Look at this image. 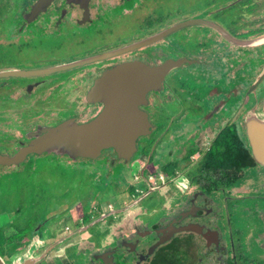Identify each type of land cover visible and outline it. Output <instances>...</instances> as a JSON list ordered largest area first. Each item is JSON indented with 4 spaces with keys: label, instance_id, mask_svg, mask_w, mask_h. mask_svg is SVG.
<instances>
[{
    "label": "flooded vegetation",
    "instance_id": "obj_1",
    "mask_svg": "<svg viewBox=\"0 0 264 264\" xmlns=\"http://www.w3.org/2000/svg\"><path fill=\"white\" fill-rule=\"evenodd\" d=\"M8 1L0 2V33L5 32L0 43L27 40L36 31L55 53L73 49L70 57L65 53L66 58L40 64L6 61L0 71L42 69L97 55L201 19L89 64L44 75L0 76V102L6 104L0 108V152L16 155L28 150L43 128L71 119L90 122L104 112L107 104L90 94L108 70L178 62L137 102L147 124L130 146L111 145L95 157L78 150H28L19 162L0 164L2 173L23 170L47 154L65 157L62 163L71 166L70 159L75 162L70 169H85L108 198L93 200L87 212H51L24 252L53 247L40 261L46 264L71 262L73 249L85 264H264V44L233 42L264 36V0H217L176 18L169 16L171 10L165 21L153 18L144 25L131 17L142 0H118L114 6L111 0H50L39 13L33 8L40 0H18L11 9ZM61 100L66 108L58 106ZM67 108L75 112L59 115ZM121 110V120L132 116L125 106ZM117 194L131 199L117 205ZM37 234L41 239H33ZM84 234V241L75 239ZM167 235L170 239L157 246ZM51 256L57 257L54 263L48 262Z\"/></svg>",
    "mask_w": 264,
    "mask_h": 264
},
{
    "label": "rangeland",
    "instance_id": "obj_2",
    "mask_svg": "<svg viewBox=\"0 0 264 264\" xmlns=\"http://www.w3.org/2000/svg\"><path fill=\"white\" fill-rule=\"evenodd\" d=\"M215 1L217 0H142V5L135 10L137 11L135 16L131 15V17L137 20L141 19L142 25H144L153 23V18L158 21H165L170 18L169 16L176 18L182 14L194 13V11L201 9L203 5ZM253 1L243 0L242 2ZM17 2L18 0H11L5 5L11 9L14 8L13 5ZM108 3L114 6L118 4V0H111ZM171 10L174 13L166 16V13ZM10 16L12 17L11 13ZM0 34L5 35V32ZM33 34L32 37H26L27 40L21 39L20 42H1L0 63L12 60L30 62L33 65L57 57L66 58V54L70 57V52L73 49L70 46L61 49V53H55L57 49L48 46L46 43L41 44L40 32L34 31ZM61 74L66 76V73ZM65 102L67 101H60L58 104L60 109L66 108L67 104ZM4 107H6V104L1 101L0 108ZM67 109L61 111L59 115L64 117L75 112L74 108ZM44 157L47 159L44 161L38 160L35 163L31 159L28 164L26 163L23 170L14 167L10 171L3 170L0 173V254L8 263L11 255L18 254L20 256L9 264H23L24 260L28 258L27 255H23L25 247L29 245L31 237L35 233L34 230L40 229L39 232H41V221L45 217H49L51 212L69 208L73 210V213H80L82 209L87 212L89 204H92L93 200H97L98 204L108 201L107 195H103L102 190L96 189L95 184L97 183L93 181L94 178H90V175L83 171L85 169L78 167L79 170H82L79 172V170L75 171L69 168L71 166L75 167L73 160L68 159L72 163L71 166H66L65 163H62L63 159H66L65 157L61 159L55 154H47ZM114 197L117 205H122L131 199V196L120 194ZM61 216V214L56 215L50 218L47 223L50 225L54 223L53 221L60 219ZM44 228L45 226L42 229ZM49 233L50 239L53 240V234L50 231ZM44 237H48V235L45 234ZM39 238L41 239V234L33 237L35 240ZM78 238L81 237L75 239L78 241ZM81 241H84V238ZM32 251L35 252L33 249ZM41 252V249L36 251L38 254H41ZM59 252L57 251L54 254ZM75 253L76 249L70 252L71 262L67 264H85V260L78 258ZM56 258L51 256L48 258V262L54 263ZM38 264L46 263L40 262Z\"/></svg>",
    "mask_w": 264,
    "mask_h": 264
},
{
    "label": "water",
    "instance_id": "obj_3",
    "mask_svg": "<svg viewBox=\"0 0 264 264\" xmlns=\"http://www.w3.org/2000/svg\"><path fill=\"white\" fill-rule=\"evenodd\" d=\"M50 0H40L33 12H40L46 8ZM201 19L193 18L184 21L172 28L175 29L182 25L198 23ZM164 31L157 36L141 39L140 41L120 47L118 49L103 52L97 55L80 58L77 60L65 62L62 64L42 68V69H12L0 71V76H26V75H44L61 69L72 68L105 59L120 52L135 49L137 47L149 44L153 40L160 39L168 33ZM233 42L238 45L258 46L264 44V36L243 41L233 39ZM182 63V62H179ZM178 62L169 61L158 67H152L145 63H131L117 66L112 70H108L97 81L96 86L91 91L93 101H103L107 104V108L99 116L90 122L78 123L74 119L67 120L55 127L43 128L41 137L36 139L28 148L29 151H55L66 150L70 154L78 150L82 154L96 156L103 148L114 145L130 146L135 142V138L144 131L147 124L146 119L136 109L137 102L144 97V94L156 82H161V79L175 66ZM122 106L132 111V116H125L120 119ZM123 118V116H121ZM128 148V147H127ZM26 149L23 153L16 155L3 154L0 152V164L11 165L19 162L18 157L28 154ZM170 239V236L163 237L157 244L161 245ZM53 247L46 249L45 252L31 256L24 260L23 264H37L42 261ZM152 252H150L151 254ZM149 254V255H150ZM0 264H9L6 259L0 254Z\"/></svg>",
    "mask_w": 264,
    "mask_h": 264
},
{
    "label": "crops",
    "instance_id": "obj_4",
    "mask_svg": "<svg viewBox=\"0 0 264 264\" xmlns=\"http://www.w3.org/2000/svg\"><path fill=\"white\" fill-rule=\"evenodd\" d=\"M79 237V236H78ZM81 238H78L79 240L78 241H81L82 240V238H85V237H88V234L87 235H84V236H80ZM38 253H36V251L35 252H33L32 250H29V251H25L24 253H23V255L25 256V255H27V257L29 256H35V255H37Z\"/></svg>",
    "mask_w": 264,
    "mask_h": 264
}]
</instances>
